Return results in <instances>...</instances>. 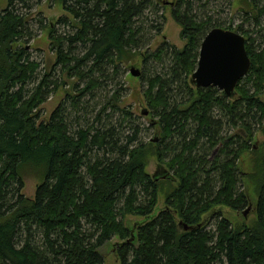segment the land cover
Here are the masks:
<instances>
[{"label":"trees","instance_id":"obj_1","mask_svg":"<svg viewBox=\"0 0 264 264\" xmlns=\"http://www.w3.org/2000/svg\"><path fill=\"white\" fill-rule=\"evenodd\" d=\"M53 1L74 19L69 22L67 16H60L55 24L71 30L58 35L53 24L47 25L49 48L60 70L86 78L83 87L74 84L78 93L71 97L70 109L76 111L81 104L75 96L81 98L97 88L104 68L114 70L134 56L143 61L150 56L139 51L143 28L137 24H143L144 11L155 9L156 4L154 0ZM243 1L251 7L245 15L259 26L264 0L262 7L255 0ZM6 2L0 10V264H102L99 248L113 237L121 241L112 246L119 264H264V144L259 153L248 143L264 121L260 99L264 45L255 47L247 32L241 31L251 66L236 84L232 101L211 87L196 88L193 94L185 78L194 71L204 29L212 21L195 19L188 2L182 12L183 0H178L171 13L185 45L181 50L172 47L170 80L158 75L145 81L142 94L151 110L149 126L158 137L141 143L135 139L138 128L128 135L130 112L123 111L124 124L118 130L108 124L106 109L117 107L106 101L93 120L75 130L64 121L63 102L46 121L36 123L35 110L54 91L56 81L48 88L49 73L37 79L39 64L29 59L22 46L28 30L25 14L16 11L12 0ZM223 29L234 30L230 25ZM72 45L82 51L74 53ZM164 47L161 44L151 56L159 59ZM28 83L32 88H25ZM175 84L183 85L189 98L170 104V88ZM214 107L230 126L238 123L244 137L233 134L223 139L221 119L210 116ZM173 138L178 142L172 148ZM201 140L206 141L207 151L219 147L224 158H214L207 167L205 158L193 153ZM246 150L258 153L245 176L254 187L256 219L249 226L234 228L220 209L247 206L245 194L237 188L242 175L236 163ZM170 151L174 155L165 163L177 178L174 187L167 179L154 181L145 172L149 154L163 162ZM27 168L38 178L31 198L21 192L22 170ZM164 184L167 208L157 211ZM127 215L142 219L129 228L124 222ZM213 220L214 229H207Z\"/></svg>","mask_w":264,"mask_h":264},{"label":"rangeland","instance_id":"obj_2","mask_svg":"<svg viewBox=\"0 0 264 264\" xmlns=\"http://www.w3.org/2000/svg\"><path fill=\"white\" fill-rule=\"evenodd\" d=\"M39 4H35L34 0H24L25 4L22 5L16 0H12V5L16 8V11L19 14H25L27 26V33L24 35L23 39L25 42H22V46L30 54L32 61L38 62L39 66L35 71L37 79L45 74H50L48 77V88L53 87V82L56 81V87L54 91L49 92L48 95H45V100L36 108V115H38L39 121H46L49 118L50 113L53 111L55 106L63 102L64 109V121L71 126L72 130H75L76 127H81L85 125V122L93 120L95 114L100 105L106 103H113L115 110L113 108H107L108 124L115 127L118 130L120 125L124 124V114L123 111H128L131 113L132 129H129L128 135L132 136L135 133V128H138L136 134V142L148 143V141L153 140L155 137H158L156 131L149 126L150 120L147 115L151 111L148 106H146L143 91L146 90L147 84L146 80L148 77L162 76L164 79L170 80L172 69L174 67V56H172L173 49L175 47L177 50L185 45L184 40L180 37L181 27L173 19L171 9L175 7V3H178V0H154L156 4L155 9L153 7L147 8L144 11L140 21L143 24H137L139 27L143 28L140 41L138 43L139 51L145 55H150L146 57L143 61L141 56H134L133 60L122 62L117 69H105L106 73L104 77L99 79V86L92 89L91 91L86 92L83 96L76 97L79 99L78 102L81 104V109L76 111L70 109L71 97L73 94L78 93L74 84L77 87H83L85 84V79H79L75 75L70 76L64 70H60L61 66H58L54 59L56 54L49 48L50 39L48 37L49 28L48 23L53 24L56 29V35L62 34L65 32H70L71 28L58 23V18L60 16H67L69 22H72L74 19L72 15H69L68 12L62 10V5L60 2H55L53 0H40ZM189 3V13L193 15L198 21H204L208 18L211 19L210 26L205 27V34L212 29L213 26L217 25L218 28H225L230 25L232 31L241 35V31L244 30L247 32L252 41H254V46L258 48L260 45H264V16L260 18L259 26L253 24L252 21H249L250 16H246L244 11H249V7L243 0H183L180 3L181 11L186 10V3ZM255 3L259 6H263L262 0H255ZM254 3V4H255ZM7 6L6 0H0V10ZM172 7V8H171ZM249 8V9H248ZM39 19L43 22L39 23ZM46 25L45 27H43ZM42 26V27H41ZM159 26V32H156V28ZM240 27V31L237 29ZM262 30H260V28ZM203 36V37H204ZM245 41V37H244ZM246 42V41H245ZM161 44L165 45V49L162 50V53L159 54V59L152 57L151 55L157 52V49L161 47ZM19 45L17 43L14 47ZM167 45V46H166ZM77 45H72L74 53H80L81 48L73 47ZM197 63V60H196ZM196 63L194 70L196 69ZM130 69H134L139 72L138 76H132L130 74ZM194 72V71H193ZM99 74L95 75V77ZM182 79V78H181ZM188 87L191 92L195 94V89L190 84V75L185 78ZM36 83V82H35ZM34 84V83H33ZM32 83H28L25 88H32ZM187 89L183 88V85L175 84L170 88V104L172 103H181L189 98V93L186 92ZM216 90V89H215ZM217 91V90H216ZM217 94H221L220 91H217ZM70 96V97H68ZM226 99V98H225ZM231 99H227L232 101ZM261 101H264V92L260 96ZM146 111V115L142 114V111ZM219 110L214 107L211 112L212 119L220 120L222 123L221 134L223 139L233 136V134L243 135V132L235 124L233 127L226 122V118L220 116ZM153 121H158V118L153 116ZM76 121V122H74ZM77 122H80L78 126ZM126 124V123H125ZM194 128V126L192 127ZM128 129V128H127ZM256 130V128H255ZM253 132V140L248 143L254 146V149L259 153H262L263 144H264V121L262 123V128ZM244 137V135H243ZM170 141L169 139L166 141ZM135 142V143H136ZM173 147L177 146L178 142L176 138H173ZM205 140H201L197 148L193 151L194 156H201L205 158L208 162L207 167L210 165V162L218 157L220 160L224 158V155H220L218 152L219 147L214 149L206 150L207 145ZM241 142L238 141L234 146L237 147ZM176 151H178L176 149ZM258 153H251L245 151L237 159L239 174V182L237 188L240 192L245 194L247 199V206L241 210L232 211L231 209L224 207L220 209L223 217L227 218L234 228L238 226H249L256 219L254 207L257 202L256 196L250 180H247L245 177L247 173L251 171L253 167V161L256 158ZM173 152H167L163 157V162H159L155 155L149 154L146 160L145 172L147 175L152 176L158 168L165 169L169 176L172 178L170 181V186L174 187L177 185V178L173 175V171L166 166L167 161L173 157ZM22 194L26 198H31L35 187L38 183V178L34 172H30L29 169L22 170ZM162 192L157 198V211H163L167 208V205L164 203L163 190H166L167 185L162 186ZM167 192V191H166ZM170 213L175 215V212L171 209H168ZM244 212H247L244 215ZM176 216V215H175ZM141 217H134L127 215L124 222L125 226L132 227L134 223H139ZM207 229H214V220L208 224ZM120 243L119 239L116 237L110 238L101 248H99V253L102 255L103 263L102 264H119V260L112 253V246H116V243ZM136 246V245H135Z\"/></svg>","mask_w":264,"mask_h":264},{"label":"water","instance_id":"obj_3","mask_svg":"<svg viewBox=\"0 0 264 264\" xmlns=\"http://www.w3.org/2000/svg\"><path fill=\"white\" fill-rule=\"evenodd\" d=\"M200 43L196 69L190 75V84L194 88H214L220 91L224 98L231 99L235 95L236 84L243 79L251 66L245 52L243 36L232 30L216 27L210 29ZM130 74L138 76L139 72L130 69ZM142 114L146 115V111L143 110ZM151 177L154 181L172 180L162 167ZM246 214L247 212H244V215Z\"/></svg>","mask_w":264,"mask_h":264},{"label":"bare ground","instance_id":"obj_4","mask_svg":"<svg viewBox=\"0 0 264 264\" xmlns=\"http://www.w3.org/2000/svg\"><path fill=\"white\" fill-rule=\"evenodd\" d=\"M114 250V249H113Z\"/></svg>","mask_w":264,"mask_h":264}]
</instances>
